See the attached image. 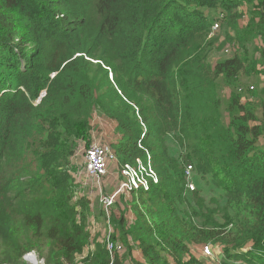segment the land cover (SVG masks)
<instances>
[{
	"label": "trees",
	"instance_id": "trees-1",
	"mask_svg": "<svg viewBox=\"0 0 264 264\" xmlns=\"http://www.w3.org/2000/svg\"><path fill=\"white\" fill-rule=\"evenodd\" d=\"M95 112L119 185L139 145L161 178L110 218L75 180ZM205 246L264 264V0H0V264H207Z\"/></svg>",
	"mask_w": 264,
	"mask_h": 264
},
{
	"label": "rangeland",
	"instance_id": "rangeland-1",
	"mask_svg": "<svg viewBox=\"0 0 264 264\" xmlns=\"http://www.w3.org/2000/svg\"><path fill=\"white\" fill-rule=\"evenodd\" d=\"M243 11L246 14L247 8H244ZM212 13H215V15H214L215 17L217 16L216 11H211V14ZM219 15L220 14H218L217 17H219ZM244 20H247V18L245 17ZM243 23L244 22L240 23L241 26L244 25ZM219 26L221 29L220 24H219ZM220 29L214 31L213 33L214 34L220 33ZM232 56H233V48L231 46H227L221 52H217V51L213 52L212 63H216V61L227 59V58H230ZM252 84L253 83L251 81L249 83V85H252ZM224 96H225V99H228L230 96V91L226 90ZM92 125L94 126V130L92 133L91 144L87 147L85 146V144H81L79 147V150L76 154V157L73 160L74 166L78 170V172L75 174V180H76V182L81 183V186H82L80 192H78V196L81 197V195H86L95 206L99 207L98 208L99 210L105 211L108 218H110V216H112V214L119 216L120 210L118 211L117 207L120 206L121 208H123L122 199H120L121 196L116 198V201L114 202L113 206H111L108 210H106V208L104 207V205L102 203L103 197L112 196L118 189V185H119V181H120V180H118V178L120 176H119V174H117V171H118L119 166L117 164H113L110 167V170H109L110 173L108 174V176L106 178H103L101 181L91 179L90 177H88V175L86 173V155H87L88 150L93 145H103L104 144V145H108L111 147V144H113L118 139V137L115 134L116 123L107 120L102 115H100V113L95 112V114L93 115ZM143 159L145 160V158H143ZM191 177H192V175H191ZM189 181H191V179ZM191 182L195 185V183L193 182V179ZM194 187L196 189V185ZM126 196H127L126 197L127 200L132 199V196L130 194H126ZM143 196H144V194H143ZM131 218H133V217L131 216ZM91 223H92L91 231H92L93 238L98 235V236H100L101 241H104L105 239H107L108 246H111V244H113V243H111V241H110V235L113 232V228H111L112 227L111 225H108L107 220L105 221V220L101 219L97 223L92 219ZM203 248L194 249L193 250L194 254L203 263H207V264H216L217 263L218 264V262L220 261L219 260L220 256L216 255L214 253V250H213V253H214L213 257H211V256L206 257L202 254ZM114 249H116V248L114 247ZM212 249H214V248L212 247ZM109 250L112 251L110 248H109ZM134 253H135L134 255H135L136 259L141 258L140 257V251L138 249H136ZM86 254H87V252L85 253V255ZM29 255L30 254H28L25 257V261L27 264H45V262L40 260L36 254H31V255H33V258Z\"/></svg>",
	"mask_w": 264,
	"mask_h": 264
},
{
	"label": "built area",
	"instance_id": "built-area-1",
	"mask_svg": "<svg viewBox=\"0 0 264 264\" xmlns=\"http://www.w3.org/2000/svg\"><path fill=\"white\" fill-rule=\"evenodd\" d=\"M219 23H215L213 31L219 30ZM46 95L44 92L40 100ZM38 101V103L40 102ZM139 148L144 150L145 155L142 158H137L132 163L125 164L120 169V175L122 181L117 191L110 197H103L102 203L106 210L113 206L116 198L126 194H143L151 192L155 187L161 183V178L158 170L153 164L152 155L149 151L143 149L141 145ZM145 158V160L143 159ZM118 159L115 155L112 147L108 145H93L86 155V173L91 179L101 181L109 174L110 167L117 163ZM192 167H188L187 175L189 180L192 175ZM195 185L189 181L188 188L190 191H195ZM111 250L114 249V245L109 246ZM204 256L213 257V250L210 246L203 248Z\"/></svg>",
	"mask_w": 264,
	"mask_h": 264
},
{
	"label": "crops",
	"instance_id": "crops-1",
	"mask_svg": "<svg viewBox=\"0 0 264 264\" xmlns=\"http://www.w3.org/2000/svg\"><path fill=\"white\" fill-rule=\"evenodd\" d=\"M216 255H219L218 252L216 253ZM215 263V262H214ZM217 264V263H216Z\"/></svg>",
	"mask_w": 264,
	"mask_h": 264
},
{
	"label": "water",
	"instance_id": "water-1",
	"mask_svg": "<svg viewBox=\"0 0 264 264\" xmlns=\"http://www.w3.org/2000/svg\"><path fill=\"white\" fill-rule=\"evenodd\" d=\"M29 256H31L33 258V255L30 254Z\"/></svg>",
	"mask_w": 264,
	"mask_h": 264
}]
</instances>
